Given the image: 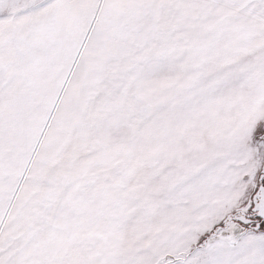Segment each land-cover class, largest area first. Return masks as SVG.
Wrapping results in <instances>:
<instances>
[{"label":"snow or ice","instance_id":"6c2138e0","mask_svg":"<svg viewBox=\"0 0 264 264\" xmlns=\"http://www.w3.org/2000/svg\"><path fill=\"white\" fill-rule=\"evenodd\" d=\"M0 264H264V0H0Z\"/></svg>","mask_w":264,"mask_h":264}]
</instances>
